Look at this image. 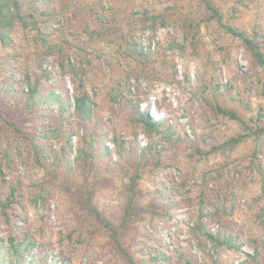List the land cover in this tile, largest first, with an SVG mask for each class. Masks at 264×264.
<instances>
[{
  "label": "rangeland",
  "instance_id": "rangeland-1",
  "mask_svg": "<svg viewBox=\"0 0 264 264\" xmlns=\"http://www.w3.org/2000/svg\"><path fill=\"white\" fill-rule=\"evenodd\" d=\"M235 27L251 31L264 29V0H212ZM22 11L39 15L41 28L52 43L69 40L71 62L83 77L79 92L93 101L92 120L87 124L71 118L67 122L72 135L46 142L48 155L39 164L28 143L16 135L7 122H13L29 136L46 132L47 119L24 112L10 104L2 85L9 79L22 80L28 73L36 76L40 67V50L34 33L18 27L9 47L0 44V165L1 152L13 148L12 167L4 169L5 182L17 189L18 202L0 214V238L28 234L36 243L32 253L47 256L48 264H152L151 254H163L165 264H210L206 249L190 234L198 205L188 204V195L196 199L204 188L203 177L210 173L208 195L220 191L230 214L224 218L209 216L205 224L211 232L221 231L237 237L241 251L221 249L218 264H264V227L258 214L264 205L262 176L264 151L252 164L255 142L249 139L231 151L194 155L192 147L204 151L218 146L240 132L234 121L214 115L200 100V88L219 102L236 110L248 122L264 116V74L251 63L249 54L237 39L215 24L202 25L195 44L184 52L170 49L172 42L183 44L185 27L195 23L201 9L195 0H21ZM146 8L154 13L167 12L169 25L156 35L136 31L138 40L151 44L156 61L148 65H127L118 50L123 35L88 38L86 27L96 28L98 16L113 24L130 25V12ZM48 68L53 84L64 87L73 99L77 81L70 75L61 77L57 62L50 58ZM132 71V84L140 94V111L148 110L152 119L166 117L176 129L180 143L167 147L162 158L166 165L140 181L134 218L121 232L128 259L102 227L100 217L120 226V217L128 200L127 184L130 164L140 150L162 140L148 135L133 123L134 109L122 95L123 69ZM218 87V91H215ZM135 95V93H133ZM59 124L58 119L55 125ZM124 148L116 154L117 145ZM85 138L100 152L106 144L112 157H100L88 168L74 164L80 140ZM1 183V182H0ZM92 191L90 204L83 203L86 191ZM0 185V198H5ZM96 210V211H94ZM258 254L250 263L248 255ZM29 258L26 256L24 264Z\"/></svg>",
  "mask_w": 264,
  "mask_h": 264
},
{
  "label": "trees",
  "instance_id": "trees-1",
  "mask_svg": "<svg viewBox=\"0 0 264 264\" xmlns=\"http://www.w3.org/2000/svg\"><path fill=\"white\" fill-rule=\"evenodd\" d=\"M195 1L201 9V16L197 22L190 23L185 27L184 43L172 42L169 48L184 52L187 43L189 45L195 44L202 25L215 24L226 34L240 42L249 54L253 67L264 74V29L246 31L235 27L229 21H226L224 14L212 0ZM48 16L50 14L45 12L39 15L24 13L21 0H0V44L3 47H9L13 42V33L20 27L34 33V40L40 50V67L36 76L26 73L22 80L9 79L6 84L2 85V92L6 94L10 104H15L24 112L43 117L50 124L46 132L29 136L21 127L16 126L13 122H7L16 135L30 145L34 159L39 164L42 163V159L48 157L46 142L51 139H64V136H66L68 145L72 135L68 132L67 122L71 118L83 124L91 122L93 106L92 98L86 93L79 92L84 81L80 67L71 62V55L68 50L69 40L63 39L58 43H52L50 40L51 35L41 28L40 18H47ZM130 19L132 23L128 26L114 25L109 18L98 16L97 27H86L83 34L92 39L107 37L112 33L120 32L124 38L123 44L118 50L122 62L129 66L148 65L155 62L156 53L152 51L151 44L138 40L136 31L156 35L159 29L168 27V13H154L146 8H137L130 12ZM50 58L57 62L62 78L70 75L77 81L76 94L72 100L66 97L64 87L58 88L53 84V75L48 68ZM123 72L124 79L120 84V89L122 95L127 97L133 105L134 117L132 121L134 125L141 126L149 136L154 135L162 140V142H159L160 144L149 145L140 150L138 158L133 159L130 164V175L127 184L128 200L120 217V226L116 227L113 223L100 217L102 227L128 259V254L121 241V232L135 216L140 181L144 176L152 175L160 168L167 166L166 160L162 158L163 151L166 149L164 145L166 144L167 147L175 146L180 143V139L176 135V129L168 123L166 117L152 119L148 116V110L140 111L139 103L135 102L137 99L139 101L140 92L137 86L134 83L132 84L133 79H135L134 75L128 68H124ZM215 89V91H218L219 88L215 87ZM199 93L202 103L214 115L238 123L240 132L208 151L202 150L195 144L192 147L194 155L205 156L214 152L231 151L243 142L252 139L255 142L252 164L255 165V161L259 159L260 154L264 151V116L260 114L257 119L248 122L236 110L222 105L216 96L212 98L207 93L206 88H200ZM0 118L6 121L1 113ZM56 119H58L59 124L54 126ZM113 142L118 147L116 154L122 156L124 153L122 144L117 137L113 138ZM12 152L13 148L8 144L1 152L2 163L0 165V185L5 190L6 195L4 199L0 198V214L7 219L9 210L18 202L16 199L17 189L5 182L4 175V169H10L13 165ZM98 154L100 157H112L111 149L106 144H103L100 152H97L96 145L93 142H88L85 138H82L76 149L73 162L78 167L88 168L90 164L95 162ZM255 167L262 176V199L264 201V169ZM210 175L208 173L203 177L204 188L199 196L192 199L187 195L185 200L190 205L193 203L198 205V212L190 229L192 238L206 249L210 264H218L216 257L221 249L241 251L242 244H238L237 237L232 235L221 231L211 232L205 224V218L209 216L204 212L206 207L212 210V216L224 218L230 214L225 205L224 195L220 191L213 190L214 197L208 195L205 187ZM83 199H85L83 203L90 204L92 191H86ZM258 218L264 227V205L258 214ZM35 247L36 243L28 234H25L23 239L16 236L0 238V264H24L26 256L29 258V264H48L47 256L38 257L32 253ZM248 256L250 263H254L259 259L257 253ZM167 260V257L163 254H151L152 264H165ZM129 262L135 264L131 259H129Z\"/></svg>",
  "mask_w": 264,
  "mask_h": 264
},
{
  "label": "built area",
  "instance_id": "built-area-1",
  "mask_svg": "<svg viewBox=\"0 0 264 264\" xmlns=\"http://www.w3.org/2000/svg\"><path fill=\"white\" fill-rule=\"evenodd\" d=\"M27 264H29V259L27 260Z\"/></svg>",
  "mask_w": 264,
  "mask_h": 264
}]
</instances>
